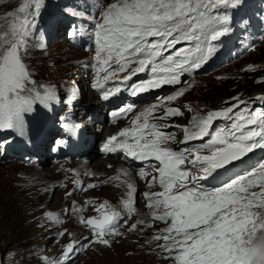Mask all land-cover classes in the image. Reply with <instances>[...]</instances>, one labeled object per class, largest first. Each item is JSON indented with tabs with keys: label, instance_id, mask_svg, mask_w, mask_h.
Wrapping results in <instances>:
<instances>
[{
	"label": "snow or ice",
	"instance_id": "6c2138e0",
	"mask_svg": "<svg viewBox=\"0 0 264 264\" xmlns=\"http://www.w3.org/2000/svg\"><path fill=\"white\" fill-rule=\"evenodd\" d=\"M12 4L13 0H0V9H5L0 11V156L16 143L31 145L42 119L77 100L71 88L61 95L55 85L37 81L27 62L33 49L46 51L45 13L52 26L70 21L65 35L73 41L84 36L92 41V66L97 75L90 87L105 102L123 91L136 97L182 85L183 77L202 69L238 33L257 30L264 39V0H257L255 8L252 0H16L9 7ZM244 70L264 71V64H250ZM140 74L145 78L134 81ZM255 82L264 83V77ZM191 87V83L181 86L144 107L129 126L109 136L100 151L119 152L129 162H139L135 175L148 189L142 193L147 216L131 223L128 232L153 229L157 222L165 224L146 243H154L161 258L171 264H238L237 258L248 254L242 245L250 231L257 236L264 232V227H257L264 210V106L250 107L252 102L240 95L216 110L174 106ZM255 100L264 105V94ZM182 108L194 112L186 125L155 122L184 116ZM133 109L129 103L111 115L126 117ZM217 121L223 123L214 127ZM55 122L61 129L57 148L68 147L69 140L86 131L85 124L76 122L67 111ZM172 127L179 129L182 139L166 130ZM79 176L77 172L72 182L79 191L98 186L84 184ZM130 177L121 168L101 182L124 189L119 206L91 198L85 204L96 215L85 217L84 206H77L75 200L60 211H45L42 219L49 227L62 226L63 217L69 216L88 235L80 240L71 229L62 228L56 238L67 235L69 239L58 258L30 248L16 264H74L86 246L111 248L125 235L121 222L127 224L137 214L138 188ZM211 181L219 186L206 187L204 182ZM64 195L72 197L73 191Z\"/></svg>",
	"mask_w": 264,
	"mask_h": 264
},
{
	"label": "rangeland",
	"instance_id": "374dc122",
	"mask_svg": "<svg viewBox=\"0 0 264 264\" xmlns=\"http://www.w3.org/2000/svg\"><path fill=\"white\" fill-rule=\"evenodd\" d=\"M15 2L16 0H14L12 6H15ZM105 2H107V0H105ZM0 11H3V9H0ZM48 32L53 36V39L50 41L45 40L47 45L46 51L33 49L27 62L30 64L32 71L35 73V79L37 81L55 85L61 95H66L67 89L69 88L76 92L77 100L73 102V106L65 109V106L61 105L60 108L64 110V112L67 111L71 113L73 119L76 120V122L79 121L77 118L81 117L80 119L86 120L84 124H87L88 126L93 125L95 127L92 133L95 134L96 138L94 139L95 141L93 142L92 146L94 149L93 151H97L99 155V149L101 148V137L106 132L112 131L113 126L115 127L117 125H108L105 115L108 107L103 105L100 100V95L98 96V94H96L91 96L92 91L90 88V81L92 77V65L89 60L90 54L74 48L70 41L66 39V36H64L65 31L62 30L61 26H59L57 33L55 34L51 33L49 30ZM252 49L250 50L253 52L249 50L245 56L233 64H230V66H222L216 72H210L206 75L198 76L192 80H187L183 82L182 85L173 87L171 90H168L159 96L165 97L171 94L177 88L181 86L187 87L188 84L191 83L192 87L190 90L183 97H180L177 101L173 102L174 106L189 105L194 110H216L226 106L223 104V102L229 100L233 96L240 95L244 99L246 95L251 93L256 94V96L264 94V83L255 82L257 78L264 77V71L248 72L244 70L250 64H264V39H262L261 42ZM64 85L68 86L65 87ZM83 87L86 88L84 92H82ZM158 98L159 97H154V99H152L150 102H147H149L150 105L157 103ZM253 99H255V97ZM253 99L251 101H254ZM92 105L97 106L99 108L98 110L102 109L101 116L103 117L101 119L100 117H97L98 114H95L91 111L90 106ZM141 110H139L137 113H139ZM182 110L185 112L184 116L173 117L167 120H159L155 122H158L162 125H186L194 112H188L187 109L184 108H182ZM137 113L131 116V118L128 119V123H126L122 128L129 126L132 117H134ZM84 114H86V116L82 117ZM156 115H163V113L159 112ZM216 124L217 122H214V126ZM121 129L113 132V134L118 133ZM169 131L176 132L177 139H182V133L178 128L172 127L169 128ZM172 146L176 147L178 145ZM44 155V164L35 167L36 169L45 170L52 166L53 162H57H47V160H52L53 158L49 157L47 153ZM98 155L94 160L100 158ZM259 155L260 154L257 153V156ZM64 157L66 156H63L60 161H63ZM73 160H68L67 162H70L71 165H76L79 162L75 159ZM11 161L12 160L9 159H3L0 156V168L7 167ZM17 163L27 169L30 168V166L21 162ZM127 166L130 167L128 163ZM70 168V166L64 167L62 171L66 173H72L69 170ZM2 170L3 169L1 168L0 171ZM135 170L132 168L130 169L134 177H136ZM33 176L37 177V173L35 172ZM90 177H92V175L86 176L87 181L90 180ZM76 178V175H74L73 180ZM78 178L83 181L84 184H87V182L82 180L81 177ZM141 181L145 183L144 180ZM143 185L145 186V184ZM72 187L78 195L83 193L82 191L76 189L73 183ZM65 188V184L62 181H57L56 191L65 190ZM154 189L159 191L157 188ZM147 190V188L144 189V191ZM5 192L6 190L0 182V264H16V262L20 259V256L24 253V250L30 248L41 252L42 254H46L52 259L58 258L62 246L68 241L69 237L65 235L57 239L56 233L62 230V228H66V226H53L48 229H46V226L38 227L37 220L33 214L27 212L25 209H22L17 203L8 202L5 200ZM59 200L60 197L57 196V192H54L51 195L48 203L49 205L55 206ZM144 203L145 201L143 203L141 201V189H139L136 196V208L139 210V212L131 216V218L128 219L127 224H124L122 221L121 225H123V228L121 232L126 233L127 227L130 223H133L137 219H141L143 216H147V209L146 207H143ZM126 215V213L122 212V217H125ZM165 226V224L160 222L155 223L152 235L156 229H162ZM257 227H264V218H261L260 224L257 225ZM39 235L43 236L41 240H37L36 238ZM84 237L76 235V238L80 240H83ZM256 237L257 235L250 231L249 235L245 238V242L242 247L248 250V254L242 253L237 258L238 264H252L250 255L256 251V249L252 248ZM123 238L124 237L119 238L118 242H115L111 248H104L103 246H97L95 244L86 246L78 254V258L74 260V264H142V261L147 259L151 248L147 244L142 243L132 247L131 249H127L126 246L122 245L121 240ZM24 264H27V261H25ZM161 264H171V262L162 259Z\"/></svg>",
	"mask_w": 264,
	"mask_h": 264
},
{
	"label": "bare ground",
	"instance_id": "6f19581e",
	"mask_svg": "<svg viewBox=\"0 0 264 264\" xmlns=\"http://www.w3.org/2000/svg\"><path fill=\"white\" fill-rule=\"evenodd\" d=\"M253 32L255 33L258 31L254 30ZM251 35L253 34H250V36ZM241 42L242 41H240L235 46H238ZM247 42H250V40H246V43ZM258 42H261V40ZM232 43H235V41H233ZM255 46H257V43ZM248 49H252V48H247V50ZM223 66H227V63L224 64ZM220 68L221 67L216 68V69H220ZM85 89L86 88L83 87L82 92H84ZM160 94L162 93H159L158 96L156 97H160L159 96ZM92 95H96V94L92 92L91 96ZM152 99L154 98H151L148 101L150 102ZM124 103L127 104L125 101ZM96 108L99 109L97 106ZM156 114H158V112ZM85 116L86 114H84L82 117H85ZM80 118L81 117L77 118L79 119L78 122H83V123L86 122V120H82ZM128 121L129 120H122V121L116 122L117 126L115 127L113 126L112 131L106 132L101 137V147H102V144L106 141V139L113 134V132L117 131L118 129H121L126 123H128ZM108 125L110 126L114 124L108 123ZM85 126L86 128L89 129V131L92 128H95L93 125L88 126L87 124H85ZM166 130L169 131V129H166ZM89 135L96 138L95 134L92 133L91 131ZM177 147H180V145L174 148H177ZM93 150L94 149L92 145L86 144L85 148L82 151H79L77 155L75 156H71V154H68V152H65L64 156L66 157L63 158V161H60L58 159L47 160V162L48 161H57V162H53V165L48 167L45 170H39L33 166H30V168L27 169L25 167L20 166L17 163L19 162L18 160L13 159L7 167H1L3 170L0 171V182L2 183L4 189L6 190L4 194L5 200L8 202L19 204L22 209H25L27 212L35 216L38 227H40L41 224H45L46 229L50 227L42 219L43 213L45 211L57 212V211H60L64 207H70L73 200L77 202V206H81V205L84 206V211L82 214L85 217L96 215V213L93 211V208L85 204V201L91 198H95L96 202H102L103 200H108L113 205L119 206V200L123 195L124 189L122 187L121 188L115 187L113 183L102 184L101 182L106 181L110 177L116 175L117 170L121 168L127 169L129 173H131L130 171L131 168L133 170L136 169L135 170V173H136L138 170L136 166L139 165V162L131 163L129 162V160H126L122 156L121 153H118V152L112 153V154H105L100 151L102 155L101 156L100 153L98 155V152L93 151ZM97 155L100 158L94 160L95 157H97ZM73 159L79 162L76 165L75 164L71 165L70 162H67L68 160H73ZM127 163L129 164L131 168L127 166ZM40 165H43V164L41 163ZM109 165H111V167H108ZM68 166L71 167L69 170L72 173H66L62 171L64 167H68ZM35 172L37 173V177L33 176ZM77 172L80 173L79 177H81L82 180H85V182L87 183L88 182L96 183L98 186L94 189L84 191L81 195H78L77 192L72 187L73 177L74 175H76ZM85 172H89L93 174L92 177H90L89 181H87V178L84 175ZM130 179L135 182L138 190L141 189V201L143 203L145 199L142 193L144 192V189L147 188L146 183H143L140 179H138L137 177H134L132 173H131ZM29 181H31V183H29ZM57 181H62L67 186L65 190L56 191ZM143 184H145V186ZM68 190L73 191L72 197H65L64 194ZM152 190H156V189H152ZM54 192H57V196L60 197V200L55 206H52V205H49L48 202L50 200L51 195ZM144 204H143V207H145ZM137 212H139L138 209H137ZM125 218H127V215L125 216ZM142 218H145V217L143 216ZM63 219H65L66 222L62 226H66V228L71 229L76 235L80 237H84L88 235V232L82 227H80L78 224H76L74 219L70 218L69 216H64ZM130 224L128 225V227L130 226ZM122 228H123V225H121L120 231L122 230ZM153 229H146L144 232H139V231L128 232L127 231L124 235V238L121 240L122 245L126 246L127 249H131L132 247L136 245H140L142 243L147 244L151 248L147 259H144L142 261V264H161L162 254H160L159 249L155 247L154 243L151 245L146 243V241H148L151 238ZM42 237H43L42 235H39L36 238L37 240H41Z\"/></svg>",
	"mask_w": 264,
	"mask_h": 264
},
{
	"label": "clouds",
	"instance_id": "9594fccd",
	"mask_svg": "<svg viewBox=\"0 0 264 264\" xmlns=\"http://www.w3.org/2000/svg\"><path fill=\"white\" fill-rule=\"evenodd\" d=\"M260 216L264 218V210L261 211ZM252 248L256 249L255 253L250 255L252 264H264V233L256 237Z\"/></svg>",
	"mask_w": 264,
	"mask_h": 264
},
{
	"label": "trees",
	"instance_id": "16d2710c",
	"mask_svg": "<svg viewBox=\"0 0 264 264\" xmlns=\"http://www.w3.org/2000/svg\"><path fill=\"white\" fill-rule=\"evenodd\" d=\"M13 2H14V0H13ZM12 5H13V4H12ZM12 5H10L9 7H12ZM3 10H5V9H3ZM44 18H45V19H48V18H49L48 15H47V13H45ZM64 86L67 87L68 85H64ZM62 87H63V86H62ZM230 92H232V91H230ZM254 97H256V94L251 93V94H249V95H246V96L244 97V99H245V100H251V99H253Z\"/></svg>",
	"mask_w": 264,
	"mask_h": 264
},
{
	"label": "water",
	"instance_id": "95a60500",
	"mask_svg": "<svg viewBox=\"0 0 264 264\" xmlns=\"http://www.w3.org/2000/svg\"><path fill=\"white\" fill-rule=\"evenodd\" d=\"M162 93H165V91H163Z\"/></svg>",
	"mask_w": 264,
	"mask_h": 264
}]
</instances>
